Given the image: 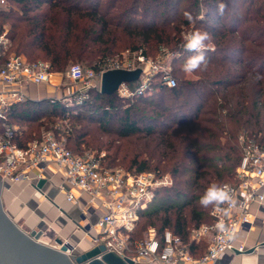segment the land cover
<instances>
[{
    "label": "trees",
    "instance_id": "16d2710c",
    "mask_svg": "<svg viewBox=\"0 0 264 264\" xmlns=\"http://www.w3.org/2000/svg\"><path fill=\"white\" fill-rule=\"evenodd\" d=\"M7 2V8H0V33L6 30L11 50L28 61H49L56 72L74 61L99 69L125 36L126 44L146 55L153 47H168L181 62L176 69L181 74L192 55L184 48L182 28L209 33L207 66L193 72L192 79L176 76L173 87L157 84L131 99L95 88L81 104L70 106L61 100L26 99L12 104L0 119V132L17 126L13 141L19 147L48 131L63 132L75 154L98 155L103 147L98 133L113 140L148 141L153 154L134 155L124 169L168 173L172 183L158 188L140 211L132 240L145 238L149 227L157 235L168 229L186 240L192 228L209 222L213 205L203 207L199 201L211 184L236 182L242 155L238 135L264 147V80L253 79L264 74V0ZM220 2L226 4L223 15L217 11ZM64 120L70 122L67 128L59 123ZM115 158L104 153L102 164L109 166ZM204 250L202 242L197 252Z\"/></svg>",
    "mask_w": 264,
    "mask_h": 264
},
{
    "label": "built area",
    "instance_id": "2783aa9c",
    "mask_svg": "<svg viewBox=\"0 0 264 264\" xmlns=\"http://www.w3.org/2000/svg\"><path fill=\"white\" fill-rule=\"evenodd\" d=\"M7 5V0H0V8ZM169 56L164 48L154 58L146 55L142 48H127L99 69L70 64L66 76L75 84V88L61 95L64 83L59 80L53 84V95L48 99L61 100L66 105L81 104L90 91L97 88L95 79L108 69H140L138 79L123 82L115 90L122 98H131L150 90L154 80L157 84L173 87L176 79L170 73V64H166ZM57 73L52 70L49 61H28L14 53L6 30L2 31L0 119H5L12 104L29 99L23 91L27 84L38 86L48 83ZM134 82H138L137 85L134 86ZM16 128L15 125L5 126L0 132L1 180L18 182L28 179L32 169H39L37 178H41L40 170L45 165H55L61 170L64 182L88 195L90 203L98 201L101 205L102 212L95 223L97 233L92 237L93 244L102 243L108 250L133 259L134 264H217L227 251H246L242 243L234 244V238L241 227L251 222L249 206L253 202H264V147L244 133L237 137L242 155L236 168V182L219 185L228 188L231 203L226 202L220 208L212 206L208 212L211 220L192 228L186 240L168 229L157 235L151 227L144 239L132 240L131 234L136 228L140 211L146 208L158 188L172 183L170 174L151 170L131 172L121 167L104 166V153L75 154L66 146L64 138H57L49 132L43 133L40 139L30 141L25 147H19L13 141ZM58 187L63 191V184ZM66 198L76 202L71 192H66ZM220 221L225 224L226 231L216 229ZM202 242L205 243V250L198 253Z\"/></svg>",
    "mask_w": 264,
    "mask_h": 264
},
{
    "label": "crops",
    "instance_id": "0c3cea01",
    "mask_svg": "<svg viewBox=\"0 0 264 264\" xmlns=\"http://www.w3.org/2000/svg\"><path fill=\"white\" fill-rule=\"evenodd\" d=\"M27 89L24 87L23 91L27 93ZM43 89L44 94L29 99L53 95V90ZM38 172L39 169H32L28 179L18 182L3 181L1 201L5 211L23 230L40 231V242L58 247L56 241L61 240L71 244L73 252L83 251L97 233L95 223L102 212L100 203H90L88 195L64 182L55 165H45L40 170L41 178H37ZM60 184L63 191L59 190ZM66 192H71L76 202L68 200ZM249 210L251 222L241 227L234 238V244L242 243L246 251H227L217 264H264V202H253Z\"/></svg>",
    "mask_w": 264,
    "mask_h": 264
},
{
    "label": "water",
    "instance_id": "95a60500",
    "mask_svg": "<svg viewBox=\"0 0 264 264\" xmlns=\"http://www.w3.org/2000/svg\"><path fill=\"white\" fill-rule=\"evenodd\" d=\"M140 69H108L102 72L99 91L112 94L123 82L138 79ZM0 176V264H134V260L108 250L102 243L73 252L68 242L57 240L58 247L39 241L40 231H25L5 211L1 201ZM251 251V250H248Z\"/></svg>",
    "mask_w": 264,
    "mask_h": 264
},
{
    "label": "rangeland",
    "instance_id": "374dc122",
    "mask_svg": "<svg viewBox=\"0 0 264 264\" xmlns=\"http://www.w3.org/2000/svg\"><path fill=\"white\" fill-rule=\"evenodd\" d=\"M9 6V4L7 5ZM7 6L5 8H7ZM199 17H202V15H199ZM6 27V24H5ZM192 33L191 32V26L190 27H183L182 31H181V39L183 40V43H185V37ZM123 43H120L117 50H115L113 52L112 55H110L108 57L107 63L113 61V59L115 58L116 54L121 53L122 51H124L127 48H132L131 44H126V42H129L127 37L123 36V38H121L120 40ZM168 48V47H167ZM164 47L165 50H167L170 54V56L166 59V64H170V73L171 75H173L175 78L176 76H182V77H186V78H194L192 73H181L179 74L176 69H178L179 64H181V62L179 60L176 61V53L172 52L169 48L167 49ZM185 48V47H184ZM178 54V50L176 51ZM185 51H182V53H184ZM160 54V50L155 49V47H153L152 49H150V54H148V56L150 57H157ZM72 63H78L81 64L84 67H87L88 64L84 63V62H80V61H74V62H69L67 64V66L64 68L63 71H59L57 74L54 75V77L52 78V80L48 83L42 84V85H34V84H27L25 87L28 88L27 91V96L29 98L32 97H37L40 96L42 94H44V87L46 88L47 91H52L53 90V84L59 80H62V82L64 83L63 87L61 88V95L64 94L65 92H71L74 88H75V84H73L72 82H70V80L67 78L66 76V70L67 67L72 64ZM138 82H134V86L137 85ZM95 85L96 87L99 89L100 88V77H97L95 79ZM157 85L156 81L154 80V84H153V88H155ZM44 86V87H43ZM40 91H39V89ZM157 90V89H156ZM118 96V95H117ZM127 99V98H124ZM131 99V98H128ZM50 100V99H49ZM125 101V100H124ZM70 106V105H69ZM142 112H144V114L147 112L145 110H142ZM61 122V124L63 126H65L67 128L68 125H70V122H67V120L64 121H59V123ZM16 126V125H15ZM93 127L97 126V125H92ZM17 127V126H16ZM49 133H51L52 135H54L57 138H64L65 139V135L63 134V132H59L57 133V135L54 132L48 131ZM47 133V132H44ZM113 137L110 135H105L102 133H98V139L99 142H103V147L101 148V150L99 151L100 153H105V154H111V155H115L116 158L114 159V162L109 164V167H121V168H127L130 159L134 156L137 155L139 157V159L143 158V156L146 155H152L153 151L152 148L150 147L151 145L149 143H147L148 141L145 142V139H139V137H130V138H126V139H112ZM110 142H112V146L111 149L108 151L106 148L110 145ZM149 146H148V145ZM88 151H85L83 154L87 153ZM91 153H95V151H91ZM147 236V233H146ZM145 236V237H146ZM144 239V238H143Z\"/></svg>",
    "mask_w": 264,
    "mask_h": 264
},
{
    "label": "clouds",
    "instance_id": "9594fccd",
    "mask_svg": "<svg viewBox=\"0 0 264 264\" xmlns=\"http://www.w3.org/2000/svg\"><path fill=\"white\" fill-rule=\"evenodd\" d=\"M226 8V4L223 2L218 3L217 11L219 14L223 15ZM185 18L192 22L193 17L190 13H185ZM210 39L209 33L206 31H195L193 33L188 34L185 37V49L192 53L182 66V70L185 73H193L203 67L207 66L208 60L205 54V42ZM255 81L264 80V74L256 73L253 77ZM200 204L203 207H208L209 205H213L217 208H220L224 203H231L232 196L228 188L218 186L217 184H211L205 191L204 195L200 198ZM222 211H227L221 209ZM216 229L223 232L226 231L225 224L223 221H220L216 224Z\"/></svg>",
    "mask_w": 264,
    "mask_h": 264
}]
</instances>
